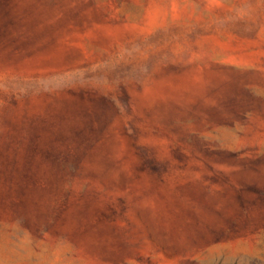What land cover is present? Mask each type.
<instances>
[{"label":"rangeland","instance_id":"obj_1","mask_svg":"<svg viewBox=\"0 0 264 264\" xmlns=\"http://www.w3.org/2000/svg\"><path fill=\"white\" fill-rule=\"evenodd\" d=\"M0 264H264V0H0Z\"/></svg>","mask_w":264,"mask_h":264}]
</instances>
